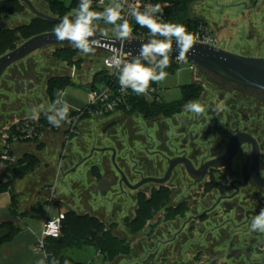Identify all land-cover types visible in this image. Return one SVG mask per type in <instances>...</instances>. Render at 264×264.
Listing matches in <instances>:
<instances>
[{
	"label": "flooded vegetation",
	"instance_id": "obj_1",
	"mask_svg": "<svg viewBox=\"0 0 264 264\" xmlns=\"http://www.w3.org/2000/svg\"><path fill=\"white\" fill-rule=\"evenodd\" d=\"M219 9L239 53L221 49L264 60V0H223ZM22 60L0 78L1 123L23 118L54 78ZM197 72V97L158 114L115 113L100 131L106 139L79 160L92 172L78 183L80 198L97 200L95 218L122 242L126 253L114 259L124 264H264V233L250 229L264 209V90ZM190 100L205 112L185 111Z\"/></svg>",
	"mask_w": 264,
	"mask_h": 264
},
{
	"label": "clouds",
	"instance_id": "obj_2",
	"mask_svg": "<svg viewBox=\"0 0 264 264\" xmlns=\"http://www.w3.org/2000/svg\"><path fill=\"white\" fill-rule=\"evenodd\" d=\"M92 3L93 0H80L78 7L64 15L53 29L58 41H67L69 45L84 55L94 54L99 44L95 38L97 27L94 22L96 21L103 20L106 24L114 25V32L121 41L129 39L132 33L131 25L121 14L123 9L121 0H112V3L102 12L93 11ZM162 12L160 4L146 5L143 10L139 4L130 6L131 16L138 25L148 29L151 38L148 42L141 44L138 56L131 61L119 55L114 56L111 62L106 61L110 68L114 67L118 70V82L122 90L131 89L137 95H146L152 83H160L167 78L168 73L165 69L170 66L173 41L178 49L176 56L178 61H184L186 54L194 46L197 37L182 24L164 22L158 18L157 14H162ZM118 21L122 23L118 24ZM151 90L155 91L154 88ZM66 95L64 90H58L55 101L47 108L43 104L33 107L31 118L38 119L40 113L43 112L50 124L60 127L63 122L67 121L70 110H76L75 106L70 105L65 99ZM184 109L196 115L205 112V107L199 100L188 101ZM250 229L264 233V209H261L251 220ZM38 264H45V259L39 260ZM64 264H68V261Z\"/></svg>",
	"mask_w": 264,
	"mask_h": 264
},
{
	"label": "trees",
	"instance_id": "obj_3",
	"mask_svg": "<svg viewBox=\"0 0 264 264\" xmlns=\"http://www.w3.org/2000/svg\"><path fill=\"white\" fill-rule=\"evenodd\" d=\"M197 1L199 0H162V2L167 3V7L164 9L166 22L178 23L184 26L203 23L202 20L190 15V5ZM45 2L53 16L57 19H62L64 15L71 13L79 5L75 0H73L69 7L64 6V4L58 0H45ZM21 9L22 5L16 1L6 2L1 4L0 13L11 15ZM92 10L95 11L94 9ZM96 22L106 24L103 20ZM58 23H50L37 18L31 20L27 25L16 29H0V57L16 48L13 42L15 39L12 36L17 35L24 40H28L36 35L53 32L54 27ZM106 25L107 27L109 26L108 24ZM110 26L115 27L114 25ZM134 28L147 30V28L141 27L138 24H136ZM54 54L61 62H67L69 65L72 64L74 50L71 48L58 50ZM167 73L168 76H170L174 74V71H169ZM105 77V73L99 72L93 77V83L103 80ZM70 85H72L71 81L65 76L50 79L47 83V96L50 105L55 101L53 92L64 90ZM91 86H93V84ZM198 91L199 88H196L194 85L185 86L181 90L182 96L180 101L168 105L165 103H146L142 98L135 97L130 101L129 105L131 110L126 114H141L147 112L158 114L165 112L173 109L177 104L184 103L190 98L197 97L199 93ZM37 164L38 159L35 156L25 155L18 160L14 166L6 167L3 175L4 179L0 181V194H10L12 209L16 206V197L11 192L15 182L21 181L25 176L31 174ZM3 229L8 230L6 236L1 235ZM12 233L13 229L11 224L2 225L0 227V243L8 241L11 238ZM86 247L93 248L101 255L103 260H109L118 254L126 253L122 246V242L114 238L110 230L106 229L103 223L97 218L91 217L87 214L79 215L73 211H66L63 214L60 236L57 239L45 238L43 241V251L46 255L47 264H64L65 261H68V264H86L63 254L66 250H81Z\"/></svg>",
	"mask_w": 264,
	"mask_h": 264
},
{
	"label": "crops",
	"instance_id": "obj_4",
	"mask_svg": "<svg viewBox=\"0 0 264 264\" xmlns=\"http://www.w3.org/2000/svg\"><path fill=\"white\" fill-rule=\"evenodd\" d=\"M29 22L25 24H28ZM56 63L58 65L62 64L59 63V61L55 62V64ZM98 68L94 71L92 70L90 77H88V81L83 83L84 85L80 86L74 83H72V85L79 86L87 91L88 85L92 80L93 73L97 71ZM76 75L77 71L73 70L71 77H75ZM56 77H62V75ZM67 88L64 89L65 92ZM56 93L57 91L53 92L54 99H56ZM65 99L70 105H74L75 108H79L85 103L84 102L81 104L69 98L67 95L65 96ZM41 104L44 106L50 105L47 95L43 97L40 102L32 104L28 108V111L23 113L21 117L23 115H32L33 107L39 106ZM40 114H43V112ZM113 115L104 118L103 122L105 121L106 123L107 121L111 120ZM15 120H18V118ZM93 121L94 120H84L81 122L80 131L82 134L84 132H90L91 128L94 127V122H100V120ZM11 122L12 121L2 123L0 122V130L4 126L9 125ZM98 123H96V127ZM74 142L75 141L73 140L71 145L63 150L64 133L62 131H52L50 129H46L43 132L42 138L38 142H24L12 145V152L18 158V160H20L25 155H33L38 159V164L31 174L25 176L21 181L15 182L11 191L16 197L15 208L12 209L11 207L9 193L0 194V196H5L7 198L4 202L5 204L0 206V227L5 224H11L13 229L11 238L8 241L0 243V264H38V261L41 259H45V264H47L46 255L43 249H38V243L41 241L42 234L41 237L37 236V232L32 225L33 223L31 224V219L33 213L36 210L42 208L45 212L43 218L39 219V221H41L42 229L45 220H51L57 217L59 214H64L67 211L62 207V202H64V200L55 198L58 192L56 190L57 183L60 181L62 185L61 190H64L66 186L65 184L68 183L69 178L75 173H78L80 170V172H82V176H80L79 179L80 181H84L86 179L88 180L92 176V172L89 173L88 168H85L83 164L80 165L79 163V160L84 156V154H86L84 147L82 149L81 146L78 145V151L74 152V148L72 147ZM1 166H3L4 169L1 171L0 181L4 179L3 175L6 170L4 164L0 163V167ZM66 168L67 170H65ZM53 186H55L54 192L51 194V188ZM90 199H92V197H90ZM84 206L87 209L89 208V211L92 212L91 214H87V212L84 214L98 218L94 209H92L94 208L93 205L88 202ZM7 234V229H3L1 231L2 236H6ZM85 249L87 252L84 254H91V257L87 262L84 263L92 264L96 258H102L101 255L93 248L86 247Z\"/></svg>",
	"mask_w": 264,
	"mask_h": 264
},
{
	"label": "rangeland",
	"instance_id": "obj_5",
	"mask_svg": "<svg viewBox=\"0 0 264 264\" xmlns=\"http://www.w3.org/2000/svg\"><path fill=\"white\" fill-rule=\"evenodd\" d=\"M58 1L63 3L64 6L66 7H69L73 2V0H58ZM33 2L39 11L43 12L47 10L46 5L44 4L43 0H33ZM222 2L223 0H199L197 2H194L190 5V8H189L190 15L192 17H195V18H198L204 21L205 23H207V25L212 30H214L213 33L219 39L220 48L229 50L234 53L236 52L239 53V51H237L238 50L237 47L234 46V41H235L234 32L229 33L228 30L227 32H224V30H222V28L219 27L220 26L219 17L221 15V10L219 9V6ZM98 9H104V8H98ZM98 9H95V11L97 12L103 11V10L101 11ZM34 19H37V18L28 10V8L22 7L20 11H17L16 13L11 14V17L1 16L0 17V27L5 28V30L7 29L12 30V29H16L15 27L17 25L25 24ZM215 22L217 23V25L214 24ZM94 23L96 24L97 32L107 35V36L115 35L114 27L110 26V24H108L109 26L107 27V25L103 23H98V22H94ZM12 37H14L15 39V41L13 42L16 47L26 41L17 35L12 36ZM69 48L74 50V56L72 57V64L70 65L67 62H61L57 57H55V54L52 52V49H53L52 47H44L42 48L41 51H38L36 53L33 52L21 62L23 63V61H26V59L28 58L33 59L32 60L33 63L35 64V61L39 62L40 66L44 69V71L46 70L45 68L49 70L47 77L52 76V75H54V77L60 76V75L65 76V77L67 76L69 78V81H71V83H74L80 86L84 85L83 83H86L88 81V77H90L92 70L94 71L95 69L99 67L103 52L95 50L94 54L84 55L78 49L72 46ZM63 49H67V48H63ZM57 61H59V63H62V64L60 65H58L57 63L55 64V62ZM73 70L77 71V75L75 77H71V73ZM201 76L202 74L200 72H197L195 74V78L201 77ZM195 80H194V71L189 70L187 67H181L178 70V72L174 73L173 75L167 76V78L164 81L158 83V86L161 89L160 96H161L162 102L168 105V104H172V103H176L180 101L181 96H182L181 94L182 88L185 86L191 85V83ZM66 93L69 98L81 104L86 101V90L79 86L70 85L66 89ZM47 107L48 105H45V108ZM132 114H135V113H132ZM23 118L25 117L23 116ZM23 118H20V119H23ZM113 119L111 118V120L109 121H112ZM109 121H107L106 123L105 121L104 122L101 121L99 123L94 122V125H93L94 127L91 128L90 132L89 131L88 133L84 132L83 134L82 132H80V135L73 139L75 141L72 145V147L74 148V152L78 151V145H80L82 149L84 147L85 153L88 154L93 143L97 139H100V138L106 139L109 132L108 131L103 132L102 133L103 136H102L100 134L101 133L100 131L104 130L108 126V123H110ZM96 123H98L97 127H96ZM106 142L107 141H104V143ZM70 145L71 143L67 146V148ZM65 170H67V168ZM80 171L78 173H75L69 178L68 183L65 184L66 186L64 190H61L62 188L61 182L59 181L57 183L56 190L58 192L55 198L64 200V202H62V207L64 210H67V211L74 210L73 212L79 215L84 214L85 212H87V214H91L92 212L89 211L90 209L89 208L87 209L84 205L87 204L88 202L91 205H93L95 201L97 200L92 198L90 199V201H84L80 198V194H81L80 192L82 191L78 185L80 181L79 180L80 176H82V172ZM6 199L7 198L5 196H0V206L5 204L4 202ZM44 214H45L44 210L40 208L33 213V216L31 219L32 220L31 224L33 223L32 225L34 226L37 232V236L39 237H41V230H42L41 221H39V219L43 218ZM83 249L84 250L81 249L79 251L66 250L63 252V254L65 256H70L76 261L87 262L90 259L91 254H88V255L84 254L87 252V250L85 248ZM92 264H124V261L115 260L114 258H110L109 260H103V258L99 257V258H96V260H94Z\"/></svg>",
	"mask_w": 264,
	"mask_h": 264
},
{
	"label": "built area",
	"instance_id": "obj_6",
	"mask_svg": "<svg viewBox=\"0 0 264 264\" xmlns=\"http://www.w3.org/2000/svg\"><path fill=\"white\" fill-rule=\"evenodd\" d=\"M80 2V0H75ZM123 4L122 16L128 20L129 24L132 27V33L129 39H142L149 40L151 38L150 32L141 28H134L137 24L134 17L130 14V6L133 4H139L141 10H143L146 5H155L160 4L163 12L162 14H157L158 18L166 22L164 9L167 7V3L162 2V0H121ZM112 3V0H93L92 9L106 8ZM98 9V10H104ZM135 22V23H134ZM122 23V21L117 22ZM187 30L193 33L197 40L195 43L208 45L215 48H220L219 39L214 35L212 29L203 21V23H198L197 25L185 26ZM104 35V34H102ZM106 37H115L116 34ZM161 38L162 37H158ZM117 55V52L114 55L107 52H103L100 66L97 71L93 73V77L99 73H105L106 77L103 80H99L96 83H93V77L90 81L87 91H86V101L76 110H70L69 117L67 121L63 122L60 127H54L50 124L46 118V115L40 114L38 119H32L31 115L15 120L9 125L4 126L0 130V163L4 164L5 167L14 166L18 158L12 152V145L24 142H38L43 135V132L46 129L52 131H62L64 133V147L63 150L72 142L75 137L80 135V124L84 120H100L103 121L104 118L109 117L115 113H127L131 110L130 101L135 97L142 98L146 103L161 104V89L158 86V83H152L150 90L146 95H137L128 90H122L118 82V70L110 68L106 61L111 62L114 56ZM118 55L127 60L131 61L133 58L127 56L121 51L118 52ZM147 63L146 61H142ZM181 67H187L189 70L194 71V80L195 74L197 73L196 67L193 63L185 58L184 61H178L176 56L170 58V66L165 69L166 72L174 71L178 72ZM93 84V86H91ZM154 88L155 91L151 89ZM54 187L51 188V194L54 192ZM63 220V214H59L57 217L51 220H45L42 226V238L38 243V249H43V241L45 238L57 239L60 236L61 232V222Z\"/></svg>",
	"mask_w": 264,
	"mask_h": 264
},
{
	"label": "water",
	"instance_id": "obj_7",
	"mask_svg": "<svg viewBox=\"0 0 264 264\" xmlns=\"http://www.w3.org/2000/svg\"><path fill=\"white\" fill-rule=\"evenodd\" d=\"M3 1H20L36 18L50 23H58L61 20L39 12L29 0ZM95 38L99 41L95 50L107 52L112 55H114L115 52H117L118 55V52L121 51L132 58L138 56L141 44L148 42V40L142 39H127L121 41L115 37H106L97 31ZM57 46L61 48L71 47L67 41H58L53 32L36 35L26 40L14 50L0 57V78L9 66L26 58L33 52L44 47ZM177 55L178 49H176L175 41H173V52L170 58ZM186 58L193 63L196 69L215 75L227 82L240 85L244 88L264 90V60L244 58L221 48L198 43L194 44L191 50L186 54ZM3 169L4 167L1 166L0 174Z\"/></svg>",
	"mask_w": 264,
	"mask_h": 264
}]
</instances>
